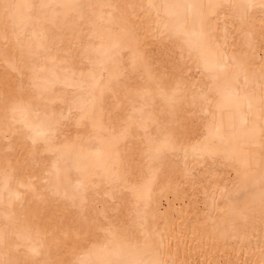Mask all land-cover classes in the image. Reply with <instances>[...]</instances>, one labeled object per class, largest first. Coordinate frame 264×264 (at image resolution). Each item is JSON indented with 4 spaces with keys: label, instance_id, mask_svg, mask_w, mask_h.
<instances>
[{
    "label": "bare ground",
    "instance_id": "bare-ground-1",
    "mask_svg": "<svg viewBox=\"0 0 264 264\" xmlns=\"http://www.w3.org/2000/svg\"><path fill=\"white\" fill-rule=\"evenodd\" d=\"M247 2L0 0V92L21 76L34 84V131L0 104V259L264 264V13L233 7ZM188 3L205 6L203 39L199 23L171 30L163 5ZM90 71H121L122 86L93 102ZM193 147L216 156L197 163Z\"/></svg>",
    "mask_w": 264,
    "mask_h": 264
},
{
    "label": "snow or ice",
    "instance_id": "snow-or-ice-1",
    "mask_svg": "<svg viewBox=\"0 0 264 264\" xmlns=\"http://www.w3.org/2000/svg\"><path fill=\"white\" fill-rule=\"evenodd\" d=\"M135 7V6H131ZM149 7H154L153 5H149ZM165 9L168 10L169 15L175 17L174 23L171 25V30L174 31L176 34H186L184 32L186 26L189 22L193 25V31H196L195 26L197 23L200 25V31L198 35L201 36L203 39L204 32H203V24H204V17L205 13L203 11L204 5L202 4H196V3H188L186 5H174V4H165L163 5ZM208 8L213 7L212 5H208ZM233 7H241L244 9V13L246 14L248 10L259 8L261 13H264V0H259V3H253L251 0H248L247 3L243 5H233ZM186 8L188 15L184 17L183 19L180 18L181 14L176 12V9H183ZM165 27H169V25H164ZM126 39L131 42L138 40L139 35L137 32L128 30L125 34ZM251 39V37H250ZM261 46L264 47V33L261 34L260 37ZM147 54H138L137 56V62L147 66ZM205 66H207V60L205 59ZM12 70L15 72L17 69L15 67H12ZM135 70V64L133 65V71ZM89 77L92 79L93 84L89 91V96L95 102L97 99H99L101 102L103 101L104 93L105 92H111L115 88H120L122 86L123 81V73L121 71H117L115 75L109 74L107 79L101 78L99 80L96 79L95 73L90 71L88 73ZM150 79L155 83L156 87L163 92V76H150ZM34 87V84L30 83L29 85L25 86L23 83V77L21 76L18 83H12L10 81H4L3 90L0 92V104L3 105L5 113H11L12 114V123L13 124H22L23 129H27L29 131H34L33 125L30 122L29 116L30 113L33 111L31 101L28 99H25V97L30 93L31 89ZM181 88V84L177 83L175 86V90L173 92V99H176L177 93L179 92ZM99 93V96L96 95V93ZM231 93L225 94V99H230ZM261 111L262 114H264V99L261 100ZM170 116L172 118L173 123L176 126V133L180 134L182 133V124L183 120L179 114V111L176 107H173ZM52 131V129H50ZM219 132V129L216 130ZM47 133L44 131H41L38 133L40 137L46 136ZM33 140V144L36 143L35 137H30ZM208 138L206 137L205 140ZM203 143V142H201ZM166 146L169 147L171 150L175 151L174 141L172 138H169L166 141ZM160 149L157 148L156 152L159 153ZM185 158L187 159L188 156V149L183 148ZM192 151V159L195 160L197 163H200L205 158H211L214 159L216 156V152L211 147H193L191 149ZM156 164L154 167L155 171H161L163 170V161L159 157V155L154 157ZM187 170V165L185 166ZM195 178V170L188 172V179L189 181H193ZM18 198V197H17ZM145 238L147 239V233H145ZM160 247L163 248V241L160 242ZM28 253L31 257H36L40 254V249L36 247H29ZM9 255L12 257H15V253L11 252L9 250ZM0 264H36L35 260L29 259L27 256L22 258H5L0 259ZM46 264H52V262H46ZM148 264H167L166 261L159 259V260H152L149 261Z\"/></svg>",
    "mask_w": 264,
    "mask_h": 264
}]
</instances>
